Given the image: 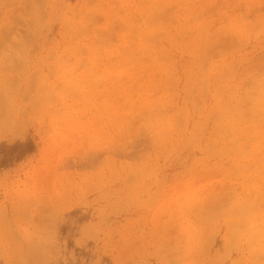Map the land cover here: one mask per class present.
Returning <instances> with one entry per match:
<instances>
[{"label": "rangeland", "instance_id": "rangeland-1", "mask_svg": "<svg viewBox=\"0 0 264 264\" xmlns=\"http://www.w3.org/2000/svg\"><path fill=\"white\" fill-rule=\"evenodd\" d=\"M0 264H264V0H0Z\"/></svg>", "mask_w": 264, "mask_h": 264}, {"label": "trees", "instance_id": "trees-1", "mask_svg": "<svg viewBox=\"0 0 264 264\" xmlns=\"http://www.w3.org/2000/svg\"><path fill=\"white\" fill-rule=\"evenodd\" d=\"M12 149H17V152L13 157L0 158V169H5L12 166L15 163L20 162L27 155L36 151V145L33 141L16 142L11 146Z\"/></svg>", "mask_w": 264, "mask_h": 264}]
</instances>
